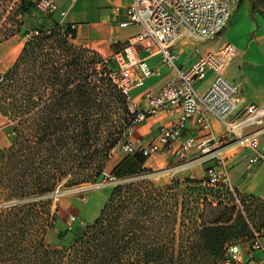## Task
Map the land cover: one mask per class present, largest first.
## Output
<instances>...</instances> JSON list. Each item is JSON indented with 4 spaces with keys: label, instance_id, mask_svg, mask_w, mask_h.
Returning a JSON list of instances; mask_svg holds the SVG:
<instances>
[{
    "label": "trees",
    "instance_id": "trees-1",
    "mask_svg": "<svg viewBox=\"0 0 264 264\" xmlns=\"http://www.w3.org/2000/svg\"><path fill=\"white\" fill-rule=\"evenodd\" d=\"M6 1L0 0V43L19 33L28 39L0 73V111L12 134L0 149V264H215L230 242L253 235L249 215L228 190L215 187L228 198L170 202L162 188L145 191L125 180L68 245H50L60 218L55 193L105 179L104 163L132 114L111 76L115 60L73 42L76 30L41 12L35 0L10 8ZM34 10L52 19L31 33L26 16ZM130 156L112 171L118 178L139 172L129 171ZM135 156L140 163L147 158ZM251 198L261 202L264 225V200Z\"/></svg>",
    "mask_w": 264,
    "mask_h": 264
},
{
    "label": "built area",
    "instance_id": "built-area-1",
    "mask_svg": "<svg viewBox=\"0 0 264 264\" xmlns=\"http://www.w3.org/2000/svg\"><path fill=\"white\" fill-rule=\"evenodd\" d=\"M74 1V0H73ZM36 7L45 14L59 9L56 0H35ZM126 18L119 19L121 9ZM235 0H131L115 5L114 20L124 30L116 37V45L105 60H115L111 76L126 96L130 123L126 135L133 126L151 116L180 109L178 119L159 127L156 137L148 143L125 138L114 150L146 156L174 146L175 155L184 163L190 161V151L198 147V159L209 163L206 181L209 185L230 191L237 203H243L230 178L231 163L227 150L231 146H243L250 165L264 162V147L260 135L264 131V104L246 102L241 83L230 79L227 70L237 54V46L224 42L218 49L203 51L198 44L183 57L176 48L178 42L207 41L216 39L231 24ZM73 27L75 25L73 24ZM158 58L170 75L158 91H137L146 80L161 75V65L155 67L150 58ZM213 74L206 91L201 92L199 83ZM225 125V132L215 136L211 132V117ZM192 122L207 134L196 135L191 131ZM105 179L118 183L120 178L106 168ZM75 220L74 215L70 216ZM85 224L84 221H82ZM243 249L240 241L230 242L215 264H246L244 254L263 248L260 234L255 232Z\"/></svg>",
    "mask_w": 264,
    "mask_h": 264
},
{
    "label": "crops",
    "instance_id": "crops-1",
    "mask_svg": "<svg viewBox=\"0 0 264 264\" xmlns=\"http://www.w3.org/2000/svg\"><path fill=\"white\" fill-rule=\"evenodd\" d=\"M131 0H56L59 9L54 12L53 19L60 22L62 25H69L76 30V37H70L72 40L81 45L92 47L104 55H110L116 45V37L124 30L114 20L113 8L118 4H125ZM243 9V18L236 22L237 13L236 6L231 24L224 31L226 37L221 44L215 47H201L203 51L210 49H218L224 42H232L237 46V54L234 57L231 65L227 70V76L230 79H235L241 83L242 94L246 102H254L264 104V18L256 17L252 21L249 19L247 12ZM126 13L122 8L119 14V19H125ZM243 20V21H242ZM73 24L75 27H73ZM257 27L254 36L251 37L252 30ZM223 32V33H224ZM195 45V41L189 40L178 42L176 48L185 57L191 48ZM243 52V56L242 55ZM243 58H241V57ZM240 57V59H239ZM238 59V60H237ZM151 63L158 67L160 62L158 58H150ZM162 74L155 75L146 80L145 84L137 91V94H142L144 91L154 89L158 91L170 75V70L165 65H161ZM213 74H210L207 79L199 83L201 92L206 91L208 85L212 81ZM180 114V109L173 112H163L159 116H151L147 120L139 122L125 138L132 140H142L148 143L156 137V133L160 126L168 125L175 122ZM191 131L196 135L207 134V131H202L197 124L192 122ZM6 116L0 111V149L8 145V140L5 132ZM225 125L216 117H211V132L215 136H221L225 132ZM174 145L163 148L162 150L147 156L143 163H140L135 154L120 152L112 155L109 160L111 169H115L121 164L128 155L130 156L129 171H140L147 168L148 171L164 169V168H179L181 164L180 158L174 153ZM260 146L264 147V131L260 135ZM141 153V152H137ZM248 150L243 146H231L227 150L229 161L231 163L230 178L236 189L242 203L243 196H254L264 200V162L250 165L246 154ZM143 154V153H142ZM200 154L199 148L194 147L190 151V161L182 166V169L188 176H194L198 179H206V167L209 163H204L198 159ZM146 156V155H145ZM199 161H197V160ZM112 170V171H113ZM104 191V192H103ZM108 191V190H107ZM104 188L95 189L86 202H75L73 205L74 216L87 217L89 220H81L86 222L93 221L101 212L104 203L109 194ZM71 201V200H68ZM94 202L90 205L91 202ZM234 202L237 203L234 197ZM70 204V203H69ZM238 204V203H237ZM239 206V204H238ZM75 216V217H76ZM71 224L74 220L69 218ZM58 238L59 232L63 228L55 226L51 232H54ZM49 233V234H50ZM260 234V233H259ZM254 235V234H253ZM252 235V236H253ZM251 237H243L239 239L243 249H247V245L252 239ZM263 248L252 250V255L244 254L243 261L246 264H264V233L260 234ZM237 242V241H235Z\"/></svg>",
    "mask_w": 264,
    "mask_h": 264
},
{
    "label": "rangeland",
    "instance_id": "rangeland-1",
    "mask_svg": "<svg viewBox=\"0 0 264 264\" xmlns=\"http://www.w3.org/2000/svg\"><path fill=\"white\" fill-rule=\"evenodd\" d=\"M17 0H7V7L10 8L14 4V2ZM235 6H236V13L237 17L241 13L243 14V9L248 14L249 19L252 21L256 17L264 18V0H235ZM236 17V19H237ZM51 17H47L46 19H43V16L37 11L34 10L33 13L26 16V27L29 28L30 32L33 33L37 28L40 27L42 21L44 20L47 22V24L51 23ZM243 21V20H242ZM257 27H255L251 32V37L254 36V33L256 31ZM226 32L220 34L216 39L214 40H207V41H201L198 40L195 43L199 45V47H215L219 44H221L227 37L225 36ZM28 36H23L21 33L15 34L13 36H10L9 38L3 40L0 43V73L6 72L14 63L17 56L22 50V47L24 46L25 42L27 41ZM75 42V41H73ZM78 44L77 42H75ZM81 45V44H79ZM85 47H88L95 53H99L102 55L101 52L93 49L92 47L83 45ZM243 56V52L242 55ZM240 56V57H241ZM239 57V59H240ZM242 58V57H241ZM244 58V57H243ZM242 58V59H243ZM238 60V59H237ZM118 112L112 113V117L114 119L118 118ZM7 121V118H6ZM118 125H121L122 123H119ZM117 130H120L119 127H115ZM116 129L114 131H116ZM2 132H5V135L7 137L8 145H10L12 141V134L9 133V130L5 128ZM126 130L123 138L119 141L125 139ZM7 145V146H8ZM6 146V147H7ZM115 147V146H114ZM122 153L123 151L114 150V148L111 151L110 156L108 159H106L104 163V168H106L109 171H112L109 160L111 159L112 155H116L117 153ZM197 160V159H196ZM201 160V159H200ZM199 161V160H197ZM185 163V162H184ZM181 164L179 168H164V169H158V170H152V171H139L136 173H131L127 175V177L120 178L119 182L122 181H135L140 182L142 187H144L145 191L153 190V188H162L164 190L165 198H167L168 201L174 202L173 198L177 197L180 200H182L184 197L189 198L190 200L193 197H204L209 196L211 198H228L229 195L222 192L221 190L216 189L215 187L209 185L206 181V179L203 181V183L197 182V178L194 176H188L187 173L184 172L182 169V166H185L183 162L181 161ZM201 179V178H200ZM118 182V183H119ZM118 183H110L107 179H100V180H93L86 183H82L75 186L70 187H62L59 191L55 193V203L56 206L59 207L60 211V218L56 224L58 228H63V231L65 232L64 236L62 238H58L54 232H51L47 236V242L52 246H65L68 245L76 236V233L85 225L82 223L83 220H89L87 217H78L76 216V219L71 223L69 221V218L71 214L73 213V205L75 202H86V199L89 197V195L97 188H104L106 189L107 193L110 194L111 190L116 186ZM104 192V191H103ZM71 200V201H68ZM234 200L231 199V202ZM243 208L241 209L244 211L245 215H249V228L251 230V234H255V232L263 234L264 233V225H261V222L263 220V210L260 209V201H253L251 197H244L243 196ZM70 203V204H69ZM94 202L92 201L90 205H92ZM260 204V205H259ZM260 215L261 217L254 216ZM240 238H237L235 240H239ZM150 264H156V263H150Z\"/></svg>",
    "mask_w": 264,
    "mask_h": 264
},
{
    "label": "bare ground",
    "instance_id": "bare-ground-1",
    "mask_svg": "<svg viewBox=\"0 0 264 264\" xmlns=\"http://www.w3.org/2000/svg\"><path fill=\"white\" fill-rule=\"evenodd\" d=\"M241 18H243V14L240 13V14L238 15L237 19H236V22H237L238 20H240Z\"/></svg>",
    "mask_w": 264,
    "mask_h": 264
}]
</instances>
